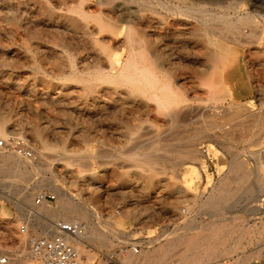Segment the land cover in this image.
<instances>
[{"label": "rangeland", "instance_id": "374dc122", "mask_svg": "<svg viewBox=\"0 0 264 264\" xmlns=\"http://www.w3.org/2000/svg\"><path fill=\"white\" fill-rule=\"evenodd\" d=\"M112 63L138 81H97ZM149 74L179 105L159 108ZM0 128L33 151L0 150L27 165L0 163L8 264H37L18 227L52 230L59 218L22 209L43 193L87 212L83 263L165 241L155 260L264 264V0H0Z\"/></svg>", "mask_w": 264, "mask_h": 264}, {"label": "bare ground", "instance_id": "6f19581e", "mask_svg": "<svg viewBox=\"0 0 264 264\" xmlns=\"http://www.w3.org/2000/svg\"><path fill=\"white\" fill-rule=\"evenodd\" d=\"M82 11V10H81ZM76 13H77V11H76ZM79 13V12H78ZM78 13H77V16H78ZM83 14V13H82ZM132 15V14H131ZM82 16H84V15H82ZM87 16V15H86ZM100 16V15H99ZM79 17V16H78ZM88 17V16H87ZM86 18V17H85ZM81 20V19H80ZM86 20V19H85ZM107 20H109V19H107ZM239 20V19H238ZM89 21V20H88ZM100 21H101V19H100ZM105 21V20H104ZM112 21V20H111ZM122 21V20H121ZM124 22V21H123ZM90 23V22H89ZM110 23V22H109ZM118 23V22H117ZM98 24V23H97ZM111 24V23H110ZM84 25V24H83ZM99 26V25H98ZM112 26H113V24H112ZM118 27V26H117ZM120 27H122V26H120ZM98 28V27H97ZM102 28L104 29V30H109L110 29V26H107V25H102ZM119 28V27H118ZM123 28V27H122ZM121 28V29H122ZM100 29V28H99ZM121 29H120V31H121ZM125 29V28H124ZM111 30V29H110ZM92 31V30H91ZM117 31V30H116ZM118 31H119V29H118ZM88 32V31H87ZM102 32H103V30H102ZM105 33H106V31H105ZM118 33V32H117ZM126 33V32H125ZM112 34V33H111ZM114 34V33H113ZM123 34V33H122ZM128 34V36H130L131 35V32H128L127 33ZM126 34V35H127ZM139 34V33H138ZM88 35H90V34H88ZM97 35V34H96ZM102 35V34H101ZM110 35V34H109ZM103 36V35H102ZM111 36V35H110ZM131 36H133V35H131ZM147 36V35H146ZM138 37H140V36H138ZM121 38H123V37H121ZM125 38V37H124ZM96 39H99L98 38V36H97V38ZM131 39V38H130ZM140 39V38H139ZM148 39V38H147ZM100 40V39H99ZM113 40V39H112ZM123 40V39H122ZM125 40V39H124ZM132 40V42H133V39H131ZM114 41H116V40H114ZM121 42H119V44H120ZM128 43V42H127ZM93 44V43H92ZM125 45V44H124ZM123 45V46H124ZM133 45V44H132ZM132 45H131V47H132ZM111 46V45H110ZM118 46V45H117ZM120 46V45H119ZM128 46V45H127ZM136 46V45H135ZM137 47V46H136ZM142 47V46H141ZM110 48V47H109ZM144 48V47H143ZM127 49H129V46H128V48ZM138 49V48H137ZM151 49V48H150ZM125 50V49H124ZM132 50V49H131ZM100 51V50H99ZM129 51V50H128ZM145 51V50H144ZM126 52V51H125ZM143 52V51H142ZM114 53V52H113ZM144 53V52H143ZM147 53V52H146ZM116 54V53H115ZM130 54H131V52H130ZM134 55V54H133ZM113 56L114 55H112V58H113ZM107 57V56H106ZM111 59V58H110ZM128 60V59H127ZM103 61V60H102ZM106 61V60H105ZM101 62V61H100ZM111 62V61H110ZM128 62V61H127ZM122 63V62H121ZM126 63V62H125ZM150 65V64H149ZM122 66V65H121ZM133 66H134V64H133ZM136 68H137V66H135ZM138 69V68H137ZM108 71V70H107ZM99 72V71H98ZM76 74V73H75ZM90 74V73H89ZM91 74H92V72H91ZM91 74H90V76H91ZM137 74L138 75H140V73L139 72H137ZM82 75V74H81ZM94 75H95V73H94ZM137 75V77H133V76H128L127 74H125V72H124V68L123 67H120V66H118L117 64H114V63H112V66H111V71H110V73H109V71H108V73H106V74H102L101 72L100 73H98V74H96V76H95V79L97 80V81H99L100 82V80H103V79H107L108 81H111V83L112 82H119V83H122V82H131V83H133L134 81H138V79H139V76ZM72 76H75L76 77V75H71V77ZM93 76V75H92ZM74 77V78H75ZM80 77H82V76H80ZM85 78V77H84ZM89 79V78H88ZM159 79V78H158ZM161 79V78H160ZM86 80V79H85ZM106 80V81H107ZM88 81V80H87ZM93 81V79L91 80V82ZM90 82V83H91ZM104 82V81H103ZM156 81L154 80V78H153V76H152V74H149V76L148 77H145L144 79H143V86L145 87V88H148L149 90H151V96H152V98L154 99V100H156V102L158 103V105H159V108L160 109H162V110H168L170 107H172L173 105H179V100L178 99H176L175 98V95H174V93L172 92V91H169V88L170 87H168V86H164V90H168L169 91V94H168V96L166 97V98H163V97H161V95H159L158 93H156V90H155V83ZM161 82V81H160ZM165 82V81H164ZM74 83V82H73ZM77 83V82H76ZM88 84V83H87ZM103 84V83H102ZM114 84V83H113ZM124 85V84H123ZM122 85V86H123ZM160 85H161V83H160ZM159 85V87H161ZM95 86V85H94ZM111 86V85H110ZM115 86V85H114ZM117 86V85H116ZM125 86V85H124ZM83 88V87H82ZM89 88V87H88ZM92 89V88H91ZM213 89V88H212ZM90 90V89H89ZM91 92V91H90ZM219 92V91H218ZM93 93V92H92ZM150 96V97H151ZM182 98V97H181ZM184 99V98H183ZM211 100L212 101H217V100H219V96H216L215 94L212 96V98H211ZM180 109V108H179ZM172 110V109H171ZM190 110V109H189ZM156 111V110H155ZM165 113V112H164ZM174 114V113H173ZM172 115V114H171ZM256 116V115H255ZM166 117H168L169 118V115L168 116H166ZM171 117H173V116H171ZM260 117V116H259ZM172 119V118H171ZM260 119V118H259ZM180 122V121H179ZM3 124V123H2ZM1 124V125H2ZM2 128H3V125H2ZM1 129V128H0ZM0 134H3L2 133V131H0ZM44 146V145H43ZM47 147V146H46ZM192 152H193V150H192ZM3 155V154H2ZM4 156V155H3ZM7 156V155H6ZM194 156V155H193ZM8 157V156H7ZM142 157V156H141ZM144 157V156H143ZM80 158V157H79ZM84 159V158H83ZM87 159V158H86ZM133 159V158H132ZM191 159V158H190ZM80 160V159H79ZM89 160V159H88ZM87 160V161H88ZM152 158L150 159V158H148V159H144L143 161H146V164H148V165H150L149 167H151V164H152ZM41 161V160H40ZM139 161V160H138ZM143 161H141V162H143ZM80 162V161H79ZM79 162H77V163H79ZM86 162V161H85ZM0 163H2V165L3 166H13V167H27V165L26 164H22V163H20V162H16V161H13V160H11L10 158H2L1 157V160H0ZM88 163V162H87ZM153 164H154V162H153ZM152 164V165H153ZM32 165V164H31ZM82 165H85V164H82ZM147 166V165H146ZM80 167H82V166H80ZM236 168V167H235ZM238 168V167H237ZM82 169H83V167H82ZM152 169V168H151ZM154 170V169H153ZM152 171V170H151ZM231 171V170H230ZM237 170L236 169H234V172H236ZM238 172H239V170H238ZM233 173V172H232ZM231 173V174H232ZM237 173V172H236ZM240 173V172H239ZM9 174V173H8ZM233 175V174H232ZM29 176V175H28ZM27 176V177H28ZM8 177L10 178V179H12L13 181L12 182H14V183H16V182H20V181H22L23 180V176H22V173L21 172H19V171H15L13 174H9L8 175ZM25 177V176H24ZM235 177V176H234ZM241 177V176H240ZM236 178H234V180H235ZM237 180V179H236ZM227 182V181H226ZM228 183H231V182H228ZM227 183V184H228ZM223 185V184H222ZM221 185V186H222ZM220 186V187H221ZM253 187V186H252ZM219 188V187H218ZM214 190V189H213ZM225 190V189H224ZM214 191H216V190H214ZM218 191V190H217ZM213 192V191H212ZM214 193V192H213ZM216 193V192H215ZM222 193V192H221ZM225 194V193H224ZM212 195V194H211ZM227 195V194H226ZM215 196V195H214ZM223 196V195H222ZM248 196V195H247ZM226 197V196H225ZM22 199L24 200V202H25V204H23L24 205V208H22L24 211H26L27 209H30V210H32L34 213H38V214H48V215H50V216H52V217H56V218H59L60 220H63V221H67V222H71V223H77V224H79L85 217H86V215H87V212H84V211H82V210H80V209H77V208H74V207H72V206H70L68 203H63V200L61 199V197H60V199H59V201H58V204L56 205V207H50L49 205H48V203H45V202H43V203H41V204H39V205H35L34 203H32L30 200H28L27 199V197L26 196H22ZM30 199V198H29ZM227 201V200H226ZM230 207V206H229ZM27 208V209H26ZM26 209V210H25ZM23 212V211H22ZM242 213V212H241ZM225 214H227V213H225ZM249 214V213H248ZM248 214H246V215H248ZM250 215L252 216L253 214H251L250 213ZM250 215H248V216H250ZM245 216V215H244ZM247 216V217H248ZM225 218V217H224ZM237 218V216H235V218H233L232 220H234V219H236ZM227 220V219H226ZM225 222V221H224ZM264 224V223H263ZM222 225V224H221ZM247 225V224H246ZM83 228H84V226L83 225H81ZM249 225H247V227H248ZM29 227V226H28ZM35 227V226H34ZM41 227H42V229L44 230L45 228H46V225L44 224V223H41ZM90 231H91V233H94V232H96V229L94 228V227H92V228H90ZM121 236V235H120ZM89 238V233L87 232V231H85L84 230V234L78 239V240H76L75 242H74V247L76 248V243H77V241H79V240H81V239H88ZM215 238V237H214ZM23 240V239H22ZM132 240V239H131ZM194 240V239H193ZM128 241H130V240H128ZM188 242H189V240H188ZM190 244H191V242H190ZM130 245V244H129ZM199 245V244H198ZM191 246V245H190ZM163 247H165V246H162L161 248H163ZM170 248V247H169ZM77 249V248H76ZM79 249V248H78ZM77 249V250H78ZM193 249V248H192ZM163 250V249H162ZM161 250V251H162ZM160 251V252H161ZM164 251V250H163ZM168 251V250H167ZM243 251V250H242ZM1 253H7V251L6 250H0V254ZM162 253V252H161ZM28 254H29V256H30V258H31V260H33V262H36L37 264H39L37 261H36V259L34 258V256L33 255H31L30 253H29V251H28ZM126 257H125V260H133L132 258H130V257H127V255H125ZM211 256V255H210ZM150 258V257H149ZM156 258V257H155ZM154 258V259H155ZM146 259V258H145ZM92 260H93V258L92 257H89L87 260H86V262L85 263H83V261L81 262V264H92ZM9 262V261H8ZM10 264H14V263H10ZM143 264V263H142Z\"/></svg>", "mask_w": 264, "mask_h": 264}, {"label": "built area", "instance_id": "2783aa9c", "mask_svg": "<svg viewBox=\"0 0 264 264\" xmlns=\"http://www.w3.org/2000/svg\"><path fill=\"white\" fill-rule=\"evenodd\" d=\"M0 150H12L22 159L33 157L32 148L27 141L19 135H9L0 138ZM55 200L54 195L39 194L35 203L37 205ZM18 234L27 237L28 251L39 264H81L83 258L79 250L74 247V242L84 234V228L77 223L55 220L52 230L43 235H30L27 224L18 227ZM141 245H129L132 253L137 254ZM124 248L120 249L122 252ZM9 258H0V264H8Z\"/></svg>", "mask_w": 264, "mask_h": 264}, {"label": "crops", "instance_id": "0c3cea01", "mask_svg": "<svg viewBox=\"0 0 264 264\" xmlns=\"http://www.w3.org/2000/svg\"><path fill=\"white\" fill-rule=\"evenodd\" d=\"M130 245L133 243H129ZM166 244L165 241L160 242L158 245L152 246L149 250L147 251H143L142 250V246L139 247V251L137 254L132 253L130 247H128L127 245L125 246L126 248L120 252L119 250H116L115 254H116V258L114 259V254L110 255V262L109 264H191L189 262L180 260V261H173L170 260V255L171 252L166 254L164 257H162V259H154V251L157 250L159 248L160 245H164ZM126 253V254H125ZM120 255H122L120 258ZM125 255H127V257L132 258L133 260H125ZM119 256V257H118ZM150 257V258H149ZM146 258V259H145Z\"/></svg>", "mask_w": 264, "mask_h": 264}]
</instances>
